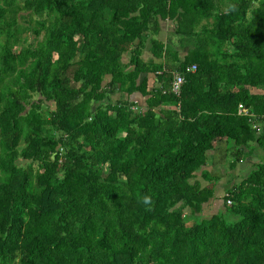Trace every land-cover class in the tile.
<instances>
[{
  "label": "trees",
  "instance_id": "trees-1",
  "mask_svg": "<svg viewBox=\"0 0 264 264\" xmlns=\"http://www.w3.org/2000/svg\"><path fill=\"white\" fill-rule=\"evenodd\" d=\"M261 87L264 0H0V264H264V157L210 216L195 179L264 153Z\"/></svg>",
  "mask_w": 264,
  "mask_h": 264
},
{
  "label": "crops",
  "instance_id": "crops-1",
  "mask_svg": "<svg viewBox=\"0 0 264 264\" xmlns=\"http://www.w3.org/2000/svg\"><path fill=\"white\" fill-rule=\"evenodd\" d=\"M174 29L173 20L165 19L160 21V30L156 35V38L161 42L166 43L168 41L169 35ZM150 42L149 38L145 42V47L143 49L142 58L146 61L149 58H153L155 62H161L162 58L154 57L150 51ZM180 58L187 52V47L180 49ZM126 61L125 55L122 57ZM157 74L159 73H147V90H152L153 88L161 87L162 83L158 80ZM111 80V75L107 74L103 80L102 85L104 86ZM255 89H251V92L254 93ZM258 93V92H255ZM120 95L122 98L128 99L129 102L136 103L137 106L134 109H146L147 105V95H142L139 91H134L129 95L122 93L116 94ZM258 132L260 128L264 130V123L262 125L258 124L256 127ZM253 145L250 143L249 147ZM252 147V146H251ZM227 142L226 140H218L214 147L207 151L206 165L202 167L197 173L195 179L200 183V187L210 186L212 187V196L202 205L201 214L203 216H210L214 213H217L222 209L224 203V196L226 192L234 184H237L242 179H244L249 172L253 169L254 164L258 161V157H264V153L261 148H255L254 151L245 149L246 154L244 153L239 157V159L234 163V166L229 165L228 155H227Z\"/></svg>",
  "mask_w": 264,
  "mask_h": 264
},
{
  "label": "built area",
  "instance_id": "built-area-1",
  "mask_svg": "<svg viewBox=\"0 0 264 264\" xmlns=\"http://www.w3.org/2000/svg\"><path fill=\"white\" fill-rule=\"evenodd\" d=\"M186 70L188 72L195 71L196 70L195 64H192L190 66H187ZM183 82H184V76H183V74L182 73H176L174 75L173 80H172V85H171L172 91L175 92V93H178ZM239 109H240L239 111H242L244 113H247V110L244 109L242 106H239Z\"/></svg>",
  "mask_w": 264,
  "mask_h": 264
},
{
  "label": "rangeland",
  "instance_id": "rangeland-1",
  "mask_svg": "<svg viewBox=\"0 0 264 264\" xmlns=\"http://www.w3.org/2000/svg\"><path fill=\"white\" fill-rule=\"evenodd\" d=\"M254 91V93L255 92H258L259 94H262V93H264V88H257V89H255V90H253ZM115 94H118V92L117 93H115ZM119 135H123V133H119ZM189 221H194V218L192 217V216H189V219H188Z\"/></svg>",
  "mask_w": 264,
  "mask_h": 264
},
{
  "label": "clouds",
  "instance_id": "clouds-1",
  "mask_svg": "<svg viewBox=\"0 0 264 264\" xmlns=\"http://www.w3.org/2000/svg\"><path fill=\"white\" fill-rule=\"evenodd\" d=\"M145 202H147V201H145Z\"/></svg>",
  "mask_w": 264,
  "mask_h": 264
}]
</instances>
